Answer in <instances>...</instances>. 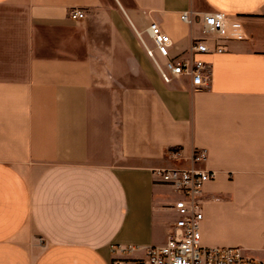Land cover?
<instances>
[{"label": "crops", "instance_id": "1", "mask_svg": "<svg viewBox=\"0 0 264 264\" xmlns=\"http://www.w3.org/2000/svg\"><path fill=\"white\" fill-rule=\"evenodd\" d=\"M187 11L227 18L224 52L195 56L211 66L202 90L164 83L139 39L156 22L183 59L195 39L212 49ZM166 168L214 173L203 247L264 264V0H0V264H110L117 245L165 244Z\"/></svg>", "mask_w": 264, "mask_h": 264}, {"label": "built area", "instance_id": "2", "mask_svg": "<svg viewBox=\"0 0 264 264\" xmlns=\"http://www.w3.org/2000/svg\"><path fill=\"white\" fill-rule=\"evenodd\" d=\"M68 15L72 20L84 17L76 9H71ZM180 21L190 26L200 24L202 32L211 37L212 49L205 40L195 39L188 49L190 56L183 59L181 54H173L174 43L170 35L156 22L147 26L143 36L139 34L141 45L164 83L186 78L193 90L206 89L210 85L211 66L195 56L224 52L218 41L226 38V15L187 11L180 15ZM232 27L236 29L238 26L232 24ZM242 37L236 31L231 35L233 39ZM204 159L203 150L191 157L193 163ZM155 173L162 183L178 194V199L171 206L176 219L167 240L161 246L117 245L111 249L110 264H263L246 257L239 247L207 248L201 245L199 228L203 214L200 197L204 185L214 179L213 172L193 168H166L157 169Z\"/></svg>", "mask_w": 264, "mask_h": 264}]
</instances>
